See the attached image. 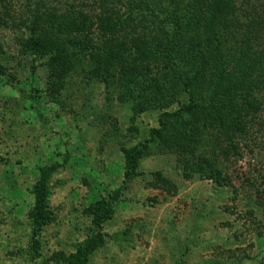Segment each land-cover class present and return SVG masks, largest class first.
Instances as JSON below:
<instances>
[{
  "label": "rangeland",
  "instance_id": "1",
  "mask_svg": "<svg viewBox=\"0 0 264 264\" xmlns=\"http://www.w3.org/2000/svg\"><path fill=\"white\" fill-rule=\"evenodd\" d=\"M35 1L0 0V264L41 263L28 250L37 166L68 153L50 179L53 220L40 248L48 257L84 237V209L120 183V145L156 126L157 110L133 114L115 89L87 74L86 61L47 90L45 66L19 54L21 19ZM153 64L152 75L162 61ZM248 125L237 152L211 155L214 177H185L183 156L172 149L142 158V174L115 202L105 243L87 264H264V106ZM154 171L172 182L170 191L152 185Z\"/></svg>",
  "mask_w": 264,
  "mask_h": 264
},
{
  "label": "trees",
  "instance_id": "2",
  "mask_svg": "<svg viewBox=\"0 0 264 264\" xmlns=\"http://www.w3.org/2000/svg\"><path fill=\"white\" fill-rule=\"evenodd\" d=\"M21 23L19 54L45 66L48 91L63 86L74 63L86 61L87 74L115 89L133 114L157 110L156 126L142 140L120 145V183L86 206L84 237L48 257L40 248L53 220L50 179L68 153L36 167L28 250L40 264L89 262L105 243L103 225L115 202L153 150L183 156L185 177H214L213 152H237L236 139L264 106V0H36ZM159 60L162 69L152 75ZM152 179L166 191L173 187L160 171Z\"/></svg>",
  "mask_w": 264,
  "mask_h": 264
}]
</instances>
